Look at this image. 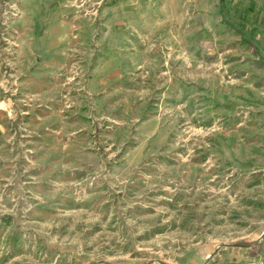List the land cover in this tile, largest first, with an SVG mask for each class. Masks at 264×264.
Segmentation results:
<instances>
[{
  "label": "rangeland",
  "instance_id": "374dc122",
  "mask_svg": "<svg viewBox=\"0 0 264 264\" xmlns=\"http://www.w3.org/2000/svg\"><path fill=\"white\" fill-rule=\"evenodd\" d=\"M263 236L264 0H0V264H264Z\"/></svg>",
  "mask_w": 264,
  "mask_h": 264
},
{
  "label": "crops",
  "instance_id": "0c3cea01",
  "mask_svg": "<svg viewBox=\"0 0 264 264\" xmlns=\"http://www.w3.org/2000/svg\"><path fill=\"white\" fill-rule=\"evenodd\" d=\"M39 39H40V42H43V43L47 40L45 43L47 44L49 43V45H53L56 42L57 44H60L63 41V37H61L60 34L58 33L52 34L51 31L49 30L45 31V33Z\"/></svg>",
  "mask_w": 264,
  "mask_h": 264
},
{
  "label": "trees",
  "instance_id": "16d2710c",
  "mask_svg": "<svg viewBox=\"0 0 264 264\" xmlns=\"http://www.w3.org/2000/svg\"><path fill=\"white\" fill-rule=\"evenodd\" d=\"M264 240V236H263V238H262V241ZM262 241H260V243L262 244ZM163 264H168V263H163Z\"/></svg>",
  "mask_w": 264,
  "mask_h": 264
}]
</instances>
